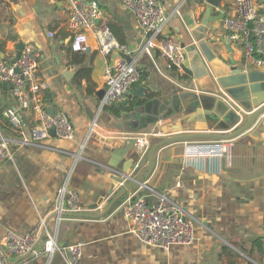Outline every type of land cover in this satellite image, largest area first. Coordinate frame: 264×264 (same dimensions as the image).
I'll use <instances>...</instances> for the list:
<instances>
[{
    "label": "crops",
    "instance_id": "1",
    "mask_svg": "<svg viewBox=\"0 0 264 264\" xmlns=\"http://www.w3.org/2000/svg\"><path fill=\"white\" fill-rule=\"evenodd\" d=\"M97 1L114 39L126 45L127 55L140 67V83L132 85L130 92L144 85L145 99L155 101L141 115L163 113L170 107L176 110L160 121L162 125L217 132L215 128L231 120L227 105L218 97L216 103L197 102L192 93L218 94L217 79L230 74L232 59L241 68L264 73V64L250 63L243 42L231 39L223 23V17L232 14L235 0H221L219 7L212 8L206 39L214 56L208 62L197 47L198 42L194 44L196 39L185 22L188 12H192L200 24L208 5L206 0L193 4L189 0H163L170 17L167 33L187 47L185 71L171 66L158 51L152 57L143 52L146 35L134 12L122 0ZM256 1L259 14L264 15V0ZM66 18L65 0H0V56L14 59L18 43L33 44L40 53L37 76L46 86L44 97L49 110L65 112L75 127L73 140H61L51 133L36 145L19 144L17 138L32 139L36 123L35 115L27 110L20 112L23 133L19 129H15L16 135L2 130L15 137V144L13 157L0 166V241L9 233L22 235L35 229L43 233L39 255L30 254L18 263L22 256L11 255L7 264H70L68 251H46L50 237L60 247L82 245V257L76 264L260 261L264 256V113L248 131L231 139V161L225 157L189 162L184 155L185 141L167 144L157 151L150 177L131 188L103 216L65 215L59 220L53 217L58 189L64 184L77 193L85 208L80 213H103L115 193L130 181L124 177L121 181V175L111 168L122 172L123 167L128 168L133 177L147 171V156L129 139L136 135L133 133L147 132L152 127L147 124L132 131L142 116L126 118L131 112L121 110L119 104L114 105L115 110L102 107L98 92L105 89L104 69L122 52L115 49L104 54L94 30L88 32L85 51H72ZM83 70L87 74H81ZM7 87L0 88V101L19 111L10 85ZM150 94L154 96L150 98ZM244 122L242 118L241 124ZM156 139L152 136L151 143ZM143 185L168 195L193 215L192 244L169 249L153 247L131 231L120 204Z\"/></svg>",
    "mask_w": 264,
    "mask_h": 264
},
{
    "label": "built area",
    "instance_id": "2",
    "mask_svg": "<svg viewBox=\"0 0 264 264\" xmlns=\"http://www.w3.org/2000/svg\"><path fill=\"white\" fill-rule=\"evenodd\" d=\"M65 1L67 9L65 29L72 36V51H85L88 48V32L94 30L98 36L100 50L104 54L109 55L115 49L125 54L129 53L125 44L114 39L109 23L103 21L104 11L97 0ZM122 3L134 12L146 35L143 52L152 57L158 51L171 66H175L179 71H185L186 48L179 40L167 33L170 17L163 0H122ZM223 23L231 39L243 42L248 61L263 65L264 15L259 14L257 1L235 0L232 14L223 17ZM39 64L40 53L31 43H24L17 60L0 56V82L10 85L19 108V111L16 108H8L5 115L15 125V129L19 130H21V111L29 110L36 117L32 139L29 141L27 138H23L24 140L17 138V142L22 145L30 143L36 145L37 142L50 137L52 129H55V135L59 139L73 140L75 127L69 116L63 111L49 110L44 97L46 86L37 76ZM141 76L138 64L128 61L122 55L109 61L104 69L105 95L101 101L102 107L124 102L132 85L138 83ZM21 132L23 133L22 130ZM161 135L162 132L155 131L138 133L132 137L135 138V144L144 156L152 145L151 137ZM14 138L5 134L0 128V166L13 157ZM184 155L189 162L225 157L231 161L233 144L231 140H190L185 142ZM111 170L125 178L126 174L119 169L111 168ZM131 176L133 175L129 173L126 180ZM83 210L85 208L79 202L77 193L67 184L62 185L58 189L53 217L59 220L66 213ZM120 210L130 223L131 231L147 245L169 249L174 245H190L195 240L193 215L168 195L159 193L147 185L141 186L123 200ZM42 223L46 229L45 222ZM40 237L41 229L22 235L9 233L0 241V264H7L11 255H39L42 251L39 249L40 243L37 244ZM81 246V244H73L60 247L56 240L50 237L45 249L50 253L55 250L68 251L69 263L76 264L82 257ZM222 264H264V256L258 262L238 261Z\"/></svg>",
    "mask_w": 264,
    "mask_h": 264
},
{
    "label": "water",
    "instance_id": "3",
    "mask_svg": "<svg viewBox=\"0 0 264 264\" xmlns=\"http://www.w3.org/2000/svg\"><path fill=\"white\" fill-rule=\"evenodd\" d=\"M206 3L208 4L205 12L203 14L202 20L200 24H198L194 18V15L192 12H188L187 18L185 20L186 22V28L189 30L191 35L195 37L197 43V47L201 49L202 55L205 56V58L208 61L213 60L214 53L210 50L207 39H206V29L209 26L211 14H212V8L213 7H219L221 5V0H206ZM227 42H229V38H227ZM182 46L186 47V44L183 42ZM24 47V43L20 42L16 46V53L14 59L17 60L20 57V54L22 52V49ZM229 47V45H227ZM203 49V50H202ZM125 59L128 61H131V56L127 55L125 53L121 54ZM205 59V61H206ZM248 67L241 68L236 65V62L234 59L231 60L230 64V74L226 77H222L217 79L218 84V94L216 95H197L192 93V97L196 99V101H208V102H214L216 103L217 97L220 98V101L222 103L224 102L228 109L230 110V113L232 115L231 120L226 121V123H222L220 127L215 128L217 132L213 131H193L192 128H184L183 125H162L160 122L166 115L172 113L174 114L176 110L172 109L171 107L167 110H163V113L160 112L159 114L152 113L151 115H141V112L144 110H147L154 100H145L142 105L137 107L133 112L129 113V115L126 117L128 119H136L139 115L142 116V119L137 122L135 127H132V131H136L137 128H141V126H146L147 124H150L152 127L147 132H155V128H158L157 131L162 132L161 136H156L157 139L152 143L151 147L149 148L146 156L148 158V164H147V171L143 175H139L137 177H128L130 180L128 183L123 185L113 196L110 204L108 205L107 209L100 214L97 215H87L80 212H69L66 213V216H90V217H101L105 213L109 211L113 207L114 204H116L131 188H133L135 185L143 184L144 181L150 177L152 172L154 171L155 165H156V157H157V151L171 143L176 142H187L190 140H231L238 135L248 131L254 123L257 121L258 117L264 113V73L257 71V70H248ZM210 70V69H209ZM211 71V70H210ZM212 73V71H211ZM260 79V80H258ZM263 89L261 92L259 90ZM146 87L144 85H140L130 93H128V98L133 97H140L142 99L146 98ZM105 95V89L98 92V96L100 99H102ZM157 102V100H156ZM239 105V107L236 105ZM118 109H120L119 106H116ZM149 111V110H148ZM243 112H246L247 115L244 116ZM188 113V111H187ZM241 114L243 115V119L245 118V122L241 124L242 118ZM241 124V125H240ZM230 130V131H229ZM138 131V130H137ZM228 132V133H219V132ZM184 132V133H183ZM51 133L55 135V129L51 130ZM139 133V132H138ZM133 133V134H138ZM134 136V135H132ZM130 137L129 141L133 144H135V138ZM124 150L121 151L123 153ZM121 167V165H120ZM123 170L125 172V178L128 176L129 173H131V170L128 168H124ZM120 180H123V177L119 176ZM43 233L37 242L39 244L42 240ZM28 255H23L20 257L16 263H18L20 260L24 259Z\"/></svg>",
    "mask_w": 264,
    "mask_h": 264
},
{
    "label": "trees",
    "instance_id": "4",
    "mask_svg": "<svg viewBox=\"0 0 264 264\" xmlns=\"http://www.w3.org/2000/svg\"><path fill=\"white\" fill-rule=\"evenodd\" d=\"M194 2H199V3H204L205 0H189L190 4H193ZM112 31V30H111ZM120 43V42H119ZM123 44V43H121ZM174 68H176L174 66ZM177 69V68H176ZM81 74H87L86 70L81 71ZM140 83V82H138ZM138 83L134 84V86H136ZM8 84H3L2 82H0V88L6 90L8 89L7 87ZM152 96H154V94H150L149 97L151 98ZM146 99H140L137 101H131L128 98L119 104V106L121 107V110H125V111H129V112H133L137 107H139L140 105H142V103L145 101ZM114 109V105L112 106H108ZM9 107L5 104H3L0 101V128L5 131V132H9L11 134H18L15 130V125L10 121V119L5 115L6 110ZM115 110V109H114Z\"/></svg>",
    "mask_w": 264,
    "mask_h": 264
},
{
    "label": "rangeland",
    "instance_id": "5",
    "mask_svg": "<svg viewBox=\"0 0 264 264\" xmlns=\"http://www.w3.org/2000/svg\"><path fill=\"white\" fill-rule=\"evenodd\" d=\"M144 133V132H143Z\"/></svg>",
    "mask_w": 264,
    "mask_h": 264
}]
</instances>
